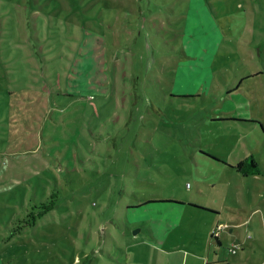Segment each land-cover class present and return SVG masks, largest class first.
I'll return each instance as SVG.
<instances>
[{
	"label": "rangeland",
	"instance_id": "374dc122",
	"mask_svg": "<svg viewBox=\"0 0 264 264\" xmlns=\"http://www.w3.org/2000/svg\"><path fill=\"white\" fill-rule=\"evenodd\" d=\"M191 1L0 0V264H262L264 173L230 166L264 172V76L228 96L248 62L219 1ZM56 182L59 206L9 240ZM171 197L187 205L161 220L142 206Z\"/></svg>",
	"mask_w": 264,
	"mask_h": 264
},
{
	"label": "trees",
	"instance_id": "16d2710c",
	"mask_svg": "<svg viewBox=\"0 0 264 264\" xmlns=\"http://www.w3.org/2000/svg\"><path fill=\"white\" fill-rule=\"evenodd\" d=\"M218 1H219V8L222 11L221 15L217 17L219 19H216L217 23L219 24L216 26V28L218 30V33L221 34V37L219 39H221L222 42H224V40L227 38L226 44L228 45V49H229L228 54H230V56L232 55V58L239 57L244 62H248V64L246 65L248 66L247 74L241 75L238 78V82L235 85H233L232 88L228 91V96L231 95L234 96L233 93H237V94L239 93L238 96L233 97L234 100L238 101L245 99V94L243 93L240 94V90L241 88H243L247 80H250L253 77L255 78L259 77L261 75L264 76V36H261V33L262 34L264 33V0H256V3L259 5V6L257 5L259 10L256 8L255 2H253V0H231L230 2L229 0H218ZM216 7H217L216 5L212 7V11H215ZM191 10H193V7L192 8L190 7V11ZM192 13L194 12L192 11ZM224 27L227 29H225ZM235 28H237V30ZM202 34H204L202 36L204 37L208 33L206 31V32H202ZM229 65L231 66V63ZM254 96H256V94H254ZM197 97L198 95L188 94V95H178L176 98L180 100H187V99L191 100ZM256 99H260L264 101V99L261 96H258V98L256 97ZM68 111L69 109L63 113L65 114ZM232 111L233 109L230 110V112H221L220 114H224V115L228 114L230 117L226 118V120L249 122L237 118V116L231 115ZM80 112H83V109L80 108ZM59 115L60 113L58 111L53 110L51 118L57 120ZM261 125L264 129V124L261 123ZM47 128L48 126L46 125V127L44 128V135H45V131H47V133L44 137L46 139V142L44 140V143H46V145L48 146H53L52 144H49L47 142L50 140H54V138H59L58 142L62 143L63 140H61L60 138L63 136L65 131L59 133H53L50 129L48 130ZM82 128H83V122L80 120L79 131H78L79 136L81 134ZM68 149L69 148L67 147V150ZM210 156L215 160L224 161L222 158L216 156L213 153H210ZM61 157L62 160L65 159V156L63 154ZM230 168L236 170L237 172L243 174L246 177L261 176L264 173L259 168L254 157L241 159L236 166H230ZM47 190H48V195L43 196L42 199L38 200L39 203L34 205L33 208L31 207L32 209L29 210L30 206L28 207V203H27V206L25 207L27 214L23 219L19 220L20 225L18 226V228L13 229V234L9 236V240L13 239L16 236H22L25 232H27L26 229H28V227L29 228L36 227L40 219H42L44 216H46L48 213L52 212L59 206L61 192L60 190H58V183L56 184L55 190L53 191H50L49 189ZM163 202L177 203V201H170V200L162 201L158 199L155 201H148L147 203L142 204V206L149 204L163 203ZM24 205L25 204L23 203V206ZM136 226L140 227V230H138L139 231L138 233H140L141 226L140 225H136ZM125 229H128L129 231L132 232L131 228L125 227ZM109 237L112 238L111 235ZM215 238L218 239L219 237L215 236Z\"/></svg>",
	"mask_w": 264,
	"mask_h": 264
},
{
	"label": "crops",
	"instance_id": "0c3cea01",
	"mask_svg": "<svg viewBox=\"0 0 264 264\" xmlns=\"http://www.w3.org/2000/svg\"><path fill=\"white\" fill-rule=\"evenodd\" d=\"M159 200H162V201H164V200H170V201H177V203L176 202H163V203H157V204H152L150 207H152V208H158V209H154L153 210V218H157L158 220H161L162 219V217H163V215L166 213V212H168L169 214L170 213H178L179 211H181V210H179L178 208H176V207H184V206H186L187 204L185 203V201H183V200H180V199H176V198H174V197H171L170 199H159ZM178 202H181V203H178ZM173 203V204H172ZM189 203L190 204H188L190 207H195L196 209H199V210H201V211H203V210H206V208L203 206V205H194L195 203H193V202H191V201H189ZM181 204H184V205H181ZM200 206H203V207H200ZM146 207V206H145ZM214 210V209H213ZM215 212H217L216 210H214ZM214 211H210L209 210V212H214ZM255 212H257V211H255ZM145 228V227H144ZM158 229H161V227H158ZM221 237H222V234L219 236V238L217 239V242H219L218 243V245L219 246H221L222 245V240H221ZM243 248V246H241V249ZM264 262V258L262 259V263Z\"/></svg>",
	"mask_w": 264,
	"mask_h": 264
},
{
	"label": "built area",
	"instance_id": "2783aa9c",
	"mask_svg": "<svg viewBox=\"0 0 264 264\" xmlns=\"http://www.w3.org/2000/svg\"><path fill=\"white\" fill-rule=\"evenodd\" d=\"M220 230H221V227H218V229H217V231L215 232L214 236H217V237H218ZM239 246H240V245L235 244V245L231 248V252H232V254H234V255L237 254V252H238V250H239V248H240ZM262 264H264V262H263Z\"/></svg>",
	"mask_w": 264,
	"mask_h": 264
},
{
	"label": "water",
	"instance_id": "95a60500",
	"mask_svg": "<svg viewBox=\"0 0 264 264\" xmlns=\"http://www.w3.org/2000/svg\"><path fill=\"white\" fill-rule=\"evenodd\" d=\"M173 204V203H172ZM181 205H184V204H181ZM138 232H134V234L136 235Z\"/></svg>",
	"mask_w": 264,
	"mask_h": 264
}]
</instances>
